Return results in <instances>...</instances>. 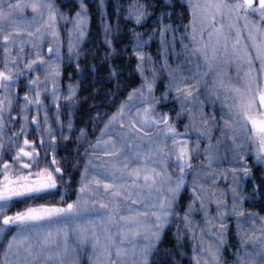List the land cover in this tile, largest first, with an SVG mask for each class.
I'll list each match as a JSON object with an SVG mask.
<instances>
[{
	"label": "snow or ice",
	"instance_id": "obj_1",
	"mask_svg": "<svg viewBox=\"0 0 264 264\" xmlns=\"http://www.w3.org/2000/svg\"><path fill=\"white\" fill-rule=\"evenodd\" d=\"M185 2L192 19L183 26L180 52L179 28L166 23L174 15L170 0H131L127 5L124 18L136 26L156 17L150 33L128 29L129 43L122 49L127 52L130 47L141 84L127 92L126 99L113 100L111 114L92 108L88 121L93 132L103 125L95 143L87 140V125L78 130L76 143L87 142L91 152L80 172L76 198L67 202L59 185L71 181H64L67 169L55 153L63 146L61 141L70 140L74 125L71 111L66 121L60 120L64 105L59 102L73 107L77 85L69 84L67 94H61L58 26L70 25L68 59L78 58L88 29V8L85 0H0V264H82L86 251L88 264H180L186 238L192 242V264H223L226 249L233 264H264V216L243 207L260 192L245 157L253 158V168H264V0ZM104 7L105 0H99L100 27L110 50L107 60L114 51L113 28L118 34L120 25L109 23ZM120 7L116 5L117 18ZM29 11L31 15H25ZM145 35L149 40L160 37L162 64L155 62L159 68L143 51L149 42ZM48 37L45 59L42 45ZM26 47L32 51L26 54ZM181 56L184 59L175 68L168 63L170 57ZM146 63L151 78L144 74ZM233 68L239 85L229 76ZM158 73H167L168 78L160 97L154 95ZM119 75V69L110 66L109 77L117 83L106 97L119 91ZM18 88L26 89L22 97ZM42 94L55 105V129ZM229 95L232 103H227ZM159 104H172L169 112L175 116L158 112ZM217 104L219 119L210 114L216 113ZM32 109L36 114L29 120ZM184 119L183 131H178ZM17 121L18 130L5 141L6 129ZM30 125L40 137L38 145L28 138ZM37 147L45 156L50 150L49 165L40 166ZM221 149L228 155H219ZM5 155L11 162L3 159ZM72 167H79L78 161ZM220 179L228 184L226 189L218 187ZM249 180L253 183L246 195ZM101 190L103 198H98ZM185 191L190 199L183 204ZM58 192L56 203H35ZM18 203L27 206L8 214ZM198 213H203L204 225L215 237L214 246L201 242L197 249L192 216ZM230 221L238 241L235 252L225 239ZM173 227L176 243L162 249Z\"/></svg>",
	"mask_w": 264,
	"mask_h": 264
},
{
	"label": "rangeland",
	"instance_id": "obj_2",
	"mask_svg": "<svg viewBox=\"0 0 264 264\" xmlns=\"http://www.w3.org/2000/svg\"><path fill=\"white\" fill-rule=\"evenodd\" d=\"M86 6L88 8V16H89V23H88V29L85 35V38L80 42L78 51L80 53L79 57H73V59L71 61H69L68 59V53H67V43H68V35H67V28L70 27V25H59V31H60V40H61V61H60V77H59V87H60V91L61 94H67V86L69 84H73V85H77V96H76V103L73 107L69 108L66 104V102L64 101H60L59 103L64 105L61 107L60 109V120L62 122L66 121L68 119L67 113L69 111L72 112V121H73V132L71 133V137L70 140L67 142H63L62 143V147L55 153V157L56 159L59 161V164L62 168L67 169L65 171L64 174V181L67 180L66 177H68L69 175H73L75 174V187L77 188L78 186V181L80 179V172L83 169V165L85 163V161L89 158V154L91 152L90 148H89V144L87 142H82L80 144L76 143V136L78 135V130L82 127H85L87 125L88 131H89V135L87 137L88 141H91L92 143H95V137L97 135H99V128L102 127L103 125H99L95 131L93 132L92 129V125L91 123L88 121V117L89 114L92 112V108L93 107H98L103 111H108L109 114H111L112 111H115V106L112 104L113 100H116L117 102L119 100H124L126 99L127 96V92L131 91L133 87H139V85L141 84V78H139L138 82L134 83V84H125V82L123 80L120 81L119 77V83H120V89L119 91H116V95L114 97H106V94L109 91H115V85L117 83L116 79H112L109 77V68L110 66L112 68H116L114 65L111 64V60L113 58H115L117 55L116 49L113 47L114 51L112 52V55L109 59H105V53L110 51L109 49H107V47L104 44V34L102 32V29L100 27V9L98 8V4H99V0H85ZM65 7H67V5H65ZM91 8V9H90ZM63 10V9H62ZM104 12H106L108 19H109V23L110 24H116L119 23L120 25V16H118L117 18V13H116V4L114 3V0H105V7L103 9ZM95 13V25L94 27L91 26L90 24V14ZM25 15L30 16L31 12H26ZM96 35L97 37V41L98 43L96 44L98 49V63L97 62H90L88 63L85 62V56H93L94 53L91 52V49H89L86 45L89 42V39L91 38V36ZM117 37L116 35V29L113 28L112 34H111V38L113 40H115ZM49 42H46L42 45V54L44 55L45 59H49V55H48V47L50 46V42H51V37L47 38ZM51 46L55 47L54 44H52ZM124 48V47H123ZM32 50L30 48H25V53H29ZM122 52V55H126L125 52ZM27 55L25 57V62L27 61ZM77 64L79 65L80 68V72H77ZM100 64V65H99ZM98 65H99V69H102L103 67L106 68L107 72L103 75V78L98 81V79L96 78V75L98 73ZM93 66L95 68V70H93ZM117 69V68H116ZM120 71V70H119ZM38 75H40L41 79H43V73H37ZM243 75V73H241V76ZM128 76V74L126 75ZM229 76L232 78V83L239 85L241 83V81L236 77V71L235 69H231L229 71ZM124 78V77H122ZM95 82H101L100 86L97 87L95 89L96 86H94ZM26 83V82H25ZM167 83V82H166ZM165 83V85H166ZM87 85L89 86V88L86 89ZM49 87H51V85H49ZM100 88V91H98V95L96 94L97 89ZM90 89V90H89ZM26 89L24 88H18L17 89V93L19 96H23L24 92ZM95 95L97 96V98L95 97ZM223 98V96H222ZM42 102L45 106V108L48 111V114L50 116L51 119V126L55 129L56 128V123H55V119L53 117V113L55 112V105L51 103L50 98H46L44 94H42L41 96ZM227 103H232V98L229 95V98L227 100ZM19 105V101H17L14 104V109L18 108ZM84 107L85 111L84 112H80V108ZM158 111V110H157ZM159 112V111H158ZM15 111L13 112V115H15ZM36 114V110L32 109V111L29 113V120L31 119V115ZM170 115V114H169ZM171 116V115H170ZM43 117V112L40 113V118L42 119ZM187 120H181L179 122V127H178V131H183V125L184 123H186ZM19 128V122L17 121V123L15 125H10L7 129H6V133H5V141H7V137L9 135H11L12 131H16ZM250 128V125H249ZM65 131H67V129H65ZM30 140L34 139V143L36 145H38L40 143V137L36 136L35 133V129L34 126L29 127V137ZM45 140H47V137L44 138ZM57 139L58 141H60V137L59 134L57 132ZM20 140H23V137L20 138ZM87 150V151H86ZM250 151V150H249ZM37 152L40 154L39 157V162H40V166H46L49 165L51 159H52V154L49 150V154L47 156H45V151L44 149H41L39 147H37ZM93 159L95 157H92ZM3 159H9V157L7 155L3 156ZM78 161L79 163V167H72V164L76 163ZM9 162L10 159H9ZM197 163V162H194ZM189 181L191 180V176H189L187 178ZM219 182V181H218ZM230 182V181H229ZM218 187L221 189H226L228 187V184L226 183L224 186L223 184H218ZM60 190L64 191L66 193V190H64L65 184H60L59 185ZM68 194L65 196V200L67 202H71L72 200L68 201L67 199ZM76 198V193L74 196L75 200ZM98 198H103V192L101 190V192L98 194ZM60 200V195L59 192L53 196V197H48L46 198L45 202L48 203H56ZM42 201V200H40ZM38 202V201H37ZM31 203V202H30ZM36 203V202H35ZM38 203H43V202H38ZM37 203V204H38ZM229 203H230V198H229ZM27 205L23 204V203H18L16 204L14 207H12L8 214H12L15 211H18L19 208H24ZM198 207V205H197ZM210 211L211 213L214 215L215 214V206L211 205L210 206ZM264 216V215H261ZM203 213H198V214H194L192 216V220L195 222L196 225V237H195V242L197 245V249H199V246L201 244V242H203L205 247H208L210 244L211 245H215V237L209 235L206 226L204 225V221H203ZM257 223H259L257 221ZM181 227H183V225H181ZM204 228V231H201V229ZM214 230V229H213ZM252 231H254V229H251ZM175 231V227L172 228V231H169L166 234V237L164 239L163 244H161V248L162 249H170L175 245V240L172 237V232ZM235 226L234 224L230 221L229 222V231L228 233H231L232 236V240L230 241V238L227 236L225 237L227 245L231 248L232 252L236 251V246H237V238L235 236ZM229 239V240H228ZM70 243H72L73 241L70 239L69 241ZM231 242V243H230ZM184 243V248L182 249V251L185 253V256L182 260H180V263L182 264H192L191 262V255H192V242H190L189 240H187V238L183 241ZM235 243V244H234ZM3 245L0 244V251H2ZM223 264H233V256L229 254V251L226 249L223 252ZM177 259H179V257H177ZM82 264H88L87 262V254L84 255V257L82 258Z\"/></svg>",
	"mask_w": 264,
	"mask_h": 264
},
{
	"label": "trees",
	"instance_id": "obj_3",
	"mask_svg": "<svg viewBox=\"0 0 264 264\" xmlns=\"http://www.w3.org/2000/svg\"><path fill=\"white\" fill-rule=\"evenodd\" d=\"M170 2L174 5V15L172 18V21H166V23L171 22L173 23L174 27H178L179 31L176 33L177 36V47H176V51L180 52L181 49L179 48V37L180 35L183 33L184 25H187L189 23V21L192 19L190 13L187 11V4L185 2V0H170ZM229 2H233V0H229ZM114 3L117 5H121L120 10H119V16H120V32L117 34L116 32V39L113 40V47L116 49L117 55L115 58H113L110 62L112 65H114L117 69L120 70V75H119V79L120 81L123 80L125 82V84H134L136 82H138L140 75L135 71V67H136V60L134 57L131 56V49L130 47L128 48V51L125 52L126 55H122L121 50L125 48L126 45H128L129 41H128V37L130 35L128 29L130 28H135V30L137 32H142V33H150L152 31L153 28V21L155 20V16L149 17L143 24V26H136L134 25V23L130 20H125V15H126V8L127 5L129 3H131V0H114ZM91 9V8H90ZM172 9H170L171 11ZM90 24L91 26L94 27L95 25V13L90 14ZM97 36H91V38L89 39V42L87 43V47L89 49H91V52L94 53L93 56H85V62L88 61V63L90 62H97L98 63V49L96 44L98 43L97 41ZM145 40H148V44L145 46V48L143 49V51L145 53H147L148 55H150L153 58V67L159 68L160 64L155 63L156 61H160V56L158 54L159 52V48H160V37L159 35L155 36L154 38L149 40L148 35H145L144 37ZM168 39H171V36L169 35ZM185 43H188L187 40H185ZM124 47V48H123ZM183 56H181L178 59H173V58H169L168 63L175 68L177 66V64H180L183 61ZM160 63L162 64V61H160ZM100 65V64H99ZM99 65H98V73L96 75V78L98 79V81H100L103 78V75L107 72L106 68L103 67L102 69H99ZM149 65L146 63L145 64V76H148L149 78H151V73L149 71H147ZM193 71H195V69H193ZM128 74V76H126ZM159 79L157 81V84L155 86V92L154 95L157 97H160L164 91H165V83L167 82V73H158ZM124 77V78H122ZM100 79V80H99ZM101 82H95L94 86L95 89L97 87L100 86ZM89 88V86L87 85L86 89ZM90 90V89H89ZM98 91H100V88L97 89L96 94L98 95ZM95 97L97 98V96L95 95ZM223 99V98H222ZM174 106L172 104H159L157 105V110L159 112H169V109H172ZM217 111L216 113H210V109L205 108V112L206 113H210V114H214L217 116V119H219V108L220 105L217 104L216 106ZM85 109L84 107L80 108V112H84ZM169 114L171 116H175V112H169ZM215 135H219V132L217 131L215 133ZM213 143H215V141H213ZM219 155L224 156V155H228L226 152L223 151V149H221ZM201 159H203V157H201ZM197 162V161H193ZM245 162L247 163V165L249 166V168L252 169V176L255 180L256 185L259 187L260 192L259 194L255 197V199L253 200L252 203H245L244 204V209L247 211H255L257 213H259V215H264V181L261 180V177L264 176V168L261 167H255L253 168V158L251 156H246L245 157ZM196 164V163H194ZM224 167H227V165H224ZM67 180L66 181H71V183H67L65 184L64 190H66V194H68V201L73 200L75 193H76V187H75V174L73 175H69L68 177H66ZM219 181V182H218ZM217 183L218 184H223L225 186V182L223 179L218 180ZM252 180H249L246 182V184L244 185L245 188V194L248 195L250 194V189L252 187ZM190 199L189 193L187 191L184 192L183 194V198H182V203L186 204L187 201ZM228 237L230 238V241L232 240V236L231 233H228ZM229 240V239H228ZM231 243V242H230ZM235 244V243H234ZM181 264V263H180ZM183 264V263H182Z\"/></svg>",
	"mask_w": 264,
	"mask_h": 264
},
{
	"label": "flooded vegetation",
	"instance_id": "obj_4",
	"mask_svg": "<svg viewBox=\"0 0 264 264\" xmlns=\"http://www.w3.org/2000/svg\"><path fill=\"white\" fill-rule=\"evenodd\" d=\"M38 202L48 203V202H45V201H43V200H42V201L39 200ZM38 202L36 201V203H38Z\"/></svg>",
	"mask_w": 264,
	"mask_h": 264
},
{
	"label": "bare ground",
	"instance_id": "obj_5",
	"mask_svg": "<svg viewBox=\"0 0 264 264\" xmlns=\"http://www.w3.org/2000/svg\"><path fill=\"white\" fill-rule=\"evenodd\" d=\"M95 159V158H94ZM21 209H23V208H19V210H21ZM90 251V250H89ZM87 254V251L85 252V254L84 255H86Z\"/></svg>",
	"mask_w": 264,
	"mask_h": 264
}]
</instances>
